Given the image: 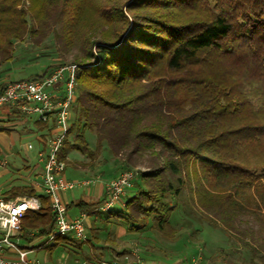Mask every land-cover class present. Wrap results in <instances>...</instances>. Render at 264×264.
I'll use <instances>...</instances> for the list:
<instances>
[{
	"label": "trees",
	"instance_id": "trees-1",
	"mask_svg": "<svg viewBox=\"0 0 264 264\" xmlns=\"http://www.w3.org/2000/svg\"><path fill=\"white\" fill-rule=\"evenodd\" d=\"M27 1L0 0V65L15 42L38 45L49 34L64 52L79 50L69 63L76 65L73 120L58 159L68 164L76 150L92 162L104 146L128 161L150 156L122 209L103 212L106 219L172 239L170 218L186 190L192 209L264 261V0ZM86 131L96 135L94 148ZM2 194L39 201L21 219V247L53 231L46 193L14 185ZM103 201L78 198L67 208L102 213Z\"/></svg>",
	"mask_w": 264,
	"mask_h": 264
},
{
	"label": "rangeland",
	"instance_id": "rangeland-1",
	"mask_svg": "<svg viewBox=\"0 0 264 264\" xmlns=\"http://www.w3.org/2000/svg\"><path fill=\"white\" fill-rule=\"evenodd\" d=\"M22 1L28 4L27 0ZM78 51V47L73 45L64 52L54 44L52 34L38 45L32 44L28 39L17 41L14 44L12 59L0 65V77L5 83L41 73L46 68L69 64L74 56L78 55ZM72 120L73 114L71 122ZM32 122L36 121L26 114L0 117V159L6 160V165L0 167V169L5 168L0 171L1 190H7L14 185H31L32 181L38 180L39 172H35L32 162H35L36 166L39 164L36 153L39 142L34 135L29 136L34 132L29 126ZM11 132L19 133L23 137L13 150H11ZM85 136L89 146L94 148L95 133L86 131ZM27 143L33 147L28 148ZM68 156L65 177L78 183L67 192L73 191L75 195L78 187L91 190L92 184L96 181L104 191L106 184L121 172L132 170L140 173L147 171L150 166L148 154H133L128 161L126 152L114 157L110 155L106 146L92 162L76 150H71ZM27 158L31 159L30 162ZM82 181L89 183L82 185ZM130 189L128 192L134 191V183ZM191 207L187 191L184 190L170 218L177 235L176 237L174 234L175 237L172 239H167L150 228L129 232L124 226L109 222L106 219L107 213L93 212L85 218L86 239L89 241L73 243L36 237L27 244L29 251L27 256L37 264H99L100 260L122 256L128 257L129 264H207L210 253L215 249L214 245H219L221 248L230 245L228 251L222 252L223 255L217 259V264H264V261L252 256L251 250L244 246L245 239L228 234L220 225L213 226L206 215ZM120 209L122 206H115L112 210ZM92 225L94 228L90 230ZM18 243L26 245L21 238ZM203 244L209 245L207 250ZM52 245L54 246L51 247Z\"/></svg>",
	"mask_w": 264,
	"mask_h": 264
},
{
	"label": "built area",
	"instance_id": "built-area-1",
	"mask_svg": "<svg viewBox=\"0 0 264 264\" xmlns=\"http://www.w3.org/2000/svg\"><path fill=\"white\" fill-rule=\"evenodd\" d=\"M75 64L58 65L42 77L7 81L0 85V109L12 108L20 113L46 122L47 128L38 136L39 180L34 187L49 197L50 208L54 213V229L46 240L57 235L70 236L79 241L87 238L85 217L68 214L62 193L72 190L76 180L65 177L66 164L58 159V153L71 123L72 102L75 97ZM28 148H32L28 144ZM6 160L0 159V166ZM38 165V166H39ZM137 171L125 170L111 179L105 187L104 201L98 207L106 212L115 206H123L125 198ZM89 181H82V185ZM39 201L35 196L5 198L0 189V264H37L28 258V250L21 247V219L29 209H36ZM99 264H129L127 256L110 260H100Z\"/></svg>",
	"mask_w": 264,
	"mask_h": 264
},
{
	"label": "crops",
	"instance_id": "crops-1",
	"mask_svg": "<svg viewBox=\"0 0 264 264\" xmlns=\"http://www.w3.org/2000/svg\"><path fill=\"white\" fill-rule=\"evenodd\" d=\"M3 81L4 79H2V77H0V85L3 84ZM10 109V110H15V109H12V108H7V109H4V110H0V117L2 118H5V117H10V116H18V115H9L7 113V110ZM18 114H22V113H18ZM34 121H36V119L34 117H31ZM29 126L30 128H32L34 130L33 133L29 134L30 135H34L36 138H38V134L42 133L43 130H41L39 127H38V124L37 122H32V124L29 123ZM1 135V133H0ZM21 138H23L22 136H20L19 133H12L11 132V150H13L14 148H16V143L21 140ZM28 144L30 143H27L26 146L28 147ZM33 147V146H32ZM38 150V149H37ZM37 153V152H36ZM12 154V152H11ZM30 162L31 159L27 158ZM68 159H69V156H68ZM34 165V166H33ZM39 165V164H38ZM36 166L35 165V162H32V166L34 168V170H36L35 172L38 173L40 172V165L39 166ZM0 167H3V166H0ZM5 168H1L0 171L4 170ZM38 180H39V175L37 176ZM38 180H34L32 181V186L34 185V182L38 181ZM93 186L91 187V190H85L84 187H78V189H76V195L73 194V191L72 192H63L62 193V199L63 201L66 203V206L69 202L71 201H75L77 200L78 198H88V197H97V198H104L105 196V193L103 191V189L101 188L100 184L98 181L94 182L92 184ZM34 187V186H33ZM35 188V187H34ZM38 192H41L40 189L38 188H35ZM23 196V195H22ZM17 197V196H16ZM67 211H68V214L71 216V217H76L78 216L80 213H83V211L81 210H78L77 208L75 207H72V208H67ZM85 213V212H84ZM86 216L90 215L88 213H85ZM86 218V217H85ZM203 247L205 248V250L208 249L209 245L207 246L206 244H203ZM214 251L212 253H210V257L208 258L207 260V264H214V262H218L217 259L220 258V255L222 256L223 253L222 252H227L228 249L230 248V245L227 246L226 248H221L219 245H214ZM213 260H216V261H213Z\"/></svg>",
	"mask_w": 264,
	"mask_h": 264
}]
</instances>
